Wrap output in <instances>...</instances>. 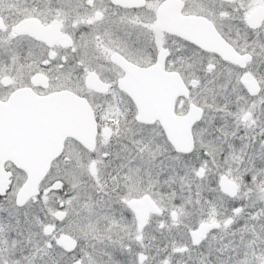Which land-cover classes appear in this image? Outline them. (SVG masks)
I'll return each instance as SVG.
<instances>
[{
    "label": "snow or ice",
    "instance_id": "1",
    "mask_svg": "<svg viewBox=\"0 0 264 264\" xmlns=\"http://www.w3.org/2000/svg\"><path fill=\"white\" fill-rule=\"evenodd\" d=\"M0 264H264V0H0Z\"/></svg>",
    "mask_w": 264,
    "mask_h": 264
}]
</instances>
